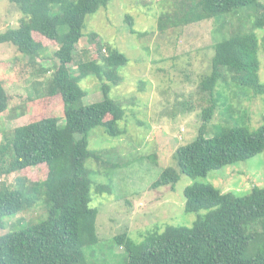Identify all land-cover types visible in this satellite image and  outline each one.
<instances>
[{
	"label": "trees",
	"instance_id": "1",
	"mask_svg": "<svg viewBox=\"0 0 264 264\" xmlns=\"http://www.w3.org/2000/svg\"><path fill=\"white\" fill-rule=\"evenodd\" d=\"M9 1L21 16L17 26L0 32V43L14 46L25 67L33 68L53 45L56 63L47 68L39 65L40 74L51 71L52 75L39 100L29 99L32 104L46 102L44 107H53V113L41 112L34 120L16 125L11 136L0 142V232L6 229V218L39 203L47 205L44 221L0 233V264H90L86 252L95 251L99 242L98 210L90 206L92 170L86 163H106L104 151L89 149L88 139L96 127L113 138L122 134L118 122L125 112L109 94L120 83L119 72L128 58L105 45L94 48L93 58L74 61L87 16L106 8L111 0ZM242 9L251 10L254 21L249 27L240 20L232 26L227 17ZM212 19L222 20L223 33L212 45L209 73L198 84L199 100L205 106H200L197 135L176 148L175 168H164L151 184L152 190L174 189L181 174L205 178L211 171L264 152V122L255 130L232 126L207 135L218 106V85L234 84L255 96L264 94L255 32L264 29V3L172 0L157 19V30L165 33ZM126 21L132 34L144 35L132 28L130 16ZM95 37L90 36V43ZM87 77L99 82L103 98L84 105L82 99L88 93L80 82ZM10 101L0 81V115L9 109ZM178 104L181 113L191 111V106ZM225 112L237 113L228 108ZM25 113V107H18L10 118L20 119ZM10 175L12 185L3 180ZM183 197L185 213H206L198 215L191 227L168 224L160 230L156 226L142 234L140 241L126 233L115 236L113 241L127 254L123 264H264V184L240 195L194 182L183 190Z\"/></svg>",
	"mask_w": 264,
	"mask_h": 264
},
{
	"label": "rangeland",
	"instance_id": "2",
	"mask_svg": "<svg viewBox=\"0 0 264 264\" xmlns=\"http://www.w3.org/2000/svg\"><path fill=\"white\" fill-rule=\"evenodd\" d=\"M170 5L172 0H111L106 8L87 16L83 37L76 46L75 64L80 59L93 58L94 48L105 45L118 49L128 58L127 65L119 72L120 83L109 94L125 112L118 122L122 134L113 138L96 127L88 139L89 149L104 151L106 163L93 160L86 163L92 170L90 206L98 210L99 242L95 251L86 252L90 264L125 263L127 254L113 241L119 234L126 233L140 241L142 234L156 226L160 230L168 224L191 227L198 215L206 213L205 210L184 212L183 190L194 182L210 183L223 193L240 195L264 184L262 152L211 171L205 178L191 179L181 174L174 189H150L164 168H175L176 148L192 142L197 135L200 106H205L199 100L198 84L209 73L212 45L223 33L222 20L214 19L159 33L157 19ZM238 13L226 19L232 26L240 20L249 27L254 21L251 10L242 9ZM20 16L9 0H0V32L17 26ZM126 16L132 19V28L144 33L143 36L130 32ZM255 32L260 44L259 79L264 83V29ZM92 34L96 37L90 43ZM54 51L55 46H48L37 59L36 67H25V60L14 46L0 43V81L11 96L9 109L0 115V142L11 136L16 125L34 120L41 112L53 113V107H44L46 102L34 105L30 98L39 100L42 95L44 83L52 73L40 74L38 68L40 64L47 68L56 63ZM71 68L76 69L75 65ZM80 86L88 93L82 99L84 105L102 100L100 84L95 78L82 79ZM216 92L219 101L208 137L232 126L255 130L264 122V94L255 96L234 84L218 85ZM179 102L191 106V111L181 113ZM18 107H25V117L11 119L12 111ZM227 108L237 113L227 115ZM3 180L12 185L13 175ZM46 217L47 205L39 203L6 218V229L0 233L38 224Z\"/></svg>",
	"mask_w": 264,
	"mask_h": 264
}]
</instances>
